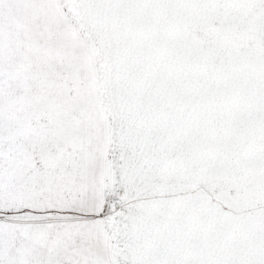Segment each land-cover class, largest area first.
Returning <instances> with one entry per match:
<instances>
[{"label": "snow or ice", "instance_id": "obj_1", "mask_svg": "<svg viewBox=\"0 0 264 264\" xmlns=\"http://www.w3.org/2000/svg\"><path fill=\"white\" fill-rule=\"evenodd\" d=\"M0 264H264V0H0Z\"/></svg>", "mask_w": 264, "mask_h": 264}]
</instances>
